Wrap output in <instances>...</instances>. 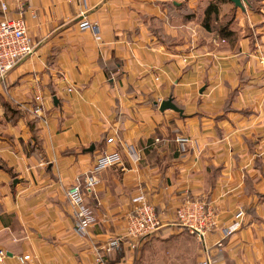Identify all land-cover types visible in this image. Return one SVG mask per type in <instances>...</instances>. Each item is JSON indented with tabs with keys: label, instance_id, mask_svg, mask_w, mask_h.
I'll use <instances>...</instances> for the list:
<instances>
[{
	"label": "crops",
	"instance_id": "0c3cea01",
	"mask_svg": "<svg viewBox=\"0 0 264 264\" xmlns=\"http://www.w3.org/2000/svg\"><path fill=\"white\" fill-rule=\"evenodd\" d=\"M0 1L33 41L0 78V264H93L141 194L162 225L109 264H201V242L173 221L187 198L216 211L213 258L264 264V0ZM168 97L178 111L160 110ZM104 151L118 160L84 189L80 234L66 189Z\"/></svg>",
	"mask_w": 264,
	"mask_h": 264
},
{
	"label": "built area",
	"instance_id": "2783aa9c",
	"mask_svg": "<svg viewBox=\"0 0 264 264\" xmlns=\"http://www.w3.org/2000/svg\"><path fill=\"white\" fill-rule=\"evenodd\" d=\"M0 9L3 12L0 16V78H2L16 62L30 54L33 49V41L27 32L26 22L21 16L6 15L7 5L0 1ZM83 28H91L97 31L96 22H90L87 18H83L81 22ZM224 41V40H222ZM185 60V58H183ZM71 90V88H68ZM35 99L39 101L35 108V112L42 110V101L39 95H35ZM112 141V137L107 139ZM180 151L187 150L190 138L185 135L176 137ZM129 154L136 157V149L132 145L126 146ZM118 160L116 152L104 151L96 161L94 170L85 176L80 181L67 186L66 196L74 205V213L76 218V230L80 234H84L87 225V214L85 213L84 204V189L92 188L97 182L96 172L99 169L113 165ZM174 223L178 226L185 227L191 234L202 244V251L205 252V257L201 264H222V262L210 255L211 246L206 241V236L212 232L216 224V211L201 199L187 198L182 201L179 207L175 210ZM162 225V218L158 211L155 210L153 204L147 201L146 197L141 194L138 197L137 203L129 215L124 229L116 235H112L108 239L100 242L94 250L93 264H109L107 257L109 253L116 250L123 242H126L131 249L137 247V241L148 237L150 234L157 231ZM234 227L221 228V236L214 241L216 247L223 246V239L229 236ZM5 254V250L0 249V258ZM28 258L29 255L23 256Z\"/></svg>",
	"mask_w": 264,
	"mask_h": 264
},
{
	"label": "water",
	"instance_id": "95a60500",
	"mask_svg": "<svg viewBox=\"0 0 264 264\" xmlns=\"http://www.w3.org/2000/svg\"><path fill=\"white\" fill-rule=\"evenodd\" d=\"M236 6H240V7H243V1H246V0H231ZM160 110L161 109H164V108H171L175 111H178L179 108L178 106H176L174 104V102L172 101V98L171 97H168L164 100L161 101V104L159 106Z\"/></svg>",
	"mask_w": 264,
	"mask_h": 264
},
{
	"label": "trees",
	"instance_id": "16d2710c",
	"mask_svg": "<svg viewBox=\"0 0 264 264\" xmlns=\"http://www.w3.org/2000/svg\"><path fill=\"white\" fill-rule=\"evenodd\" d=\"M216 6H215V4H214V2L212 1V2H209V4L207 5V7H206V9H205V11H204V15H205V18H204V20H203V25L206 27V28H208V26H209V23H208V19H209V14L212 12V13H216Z\"/></svg>",
	"mask_w": 264,
	"mask_h": 264
},
{
	"label": "rangeland",
	"instance_id": "374dc122",
	"mask_svg": "<svg viewBox=\"0 0 264 264\" xmlns=\"http://www.w3.org/2000/svg\"><path fill=\"white\" fill-rule=\"evenodd\" d=\"M161 257H164V258H166V256H161ZM161 261V260H160ZM165 261V260H164ZM162 262H160L159 264H161ZM152 264H157L155 261L152 263Z\"/></svg>",
	"mask_w": 264,
	"mask_h": 264
}]
</instances>
